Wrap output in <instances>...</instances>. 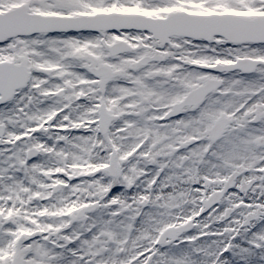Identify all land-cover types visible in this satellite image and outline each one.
Listing matches in <instances>:
<instances>
[{"label":"snow or ice","instance_id":"6c2138e0","mask_svg":"<svg viewBox=\"0 0 264 264\" xmlns=\"http://www.w3.org/2000/svg\"><path fill=\"white\" fill-rule=\"evenodd\" d=\"M0 264H264V0H0Z\"/></svg>","mask_w":264,"mask_h":264}]
</instances>
